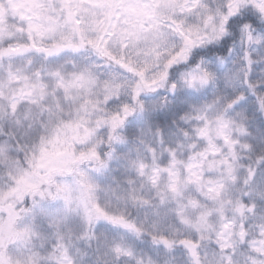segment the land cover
I'll return each mask as SVG.
<instances>
[{
    "label": "snow or ice",
    "instance_id": "6c2138e0",
    "mask_svg": "<svg viewBox=\"0 0 264 264\" xmlns=\"http://www.w3.org/2000/svg\"><path fill=\"white\" fill-rule=\"evenodd\" d=\"M0 264H264V0H0Z\"/></svg>",
    "mask_w": 264,
    "mask_h": 264
}]
</instances>
